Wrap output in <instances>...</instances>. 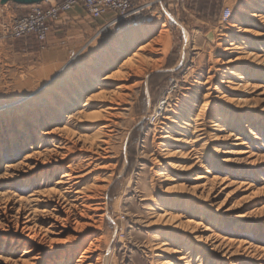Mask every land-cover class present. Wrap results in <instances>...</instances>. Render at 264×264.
Instances as JSON below:
<instances>
[{
    "label": "rangeland",
    "instance_id": "rangeland-1",
    "mask_svg": "<svg viewBox=\"0 0 264 264\" xmlns=\"http://www.w3.org/2000/svg\"><path fill=\"white\" fill-rule=\"evenodd\" d=\"M137 1L135 6L146 9L116 29L99 34L101 23L89 18L81 22L79 30L66 29L61 37L66 39L65 46L58 42L59 37H52L47 45L32 37L11 40L0 34V201L3 196L10 200L15 195L27 197L34 188L29 189L27 183L37 173L5 171L7 164L21 162L31 152V145L37 149L40 144L37 138L29 145L12 142L13 133L49 110L53 105L50 99L57 92L69 96L75 90L73 83L85 84H79V78L112 46L132 40L147 28L146 22H157L148 30V39L141 41V46L136 44L139 47L129 51L125 61L146 45L143 51L124 68L119 69L118 64L104 72L112 76L98 86L106 97L121 86L124 102L117 113L110 158L94 164L97 166L90 170L95 173L85 183L90 185L93 178H99L105 185L110 177L108 191L103 193L106 209L102 230L82 236L87 239L95 232L100 241L94 243L90 238L89 242L99 251L84 258L90 256L95 262L100 255L105 264H163L171 258L163 251L166 247H161L168 236L165 244L174 237L172 248L191 250L184 252L188 255L183 264H264V64L260 62L264 55V0ZM7 6L15 9L12 3ZM226 8L232 14L222 22ZM232 40L236 48L229 46ZM241 48L251 57L244 56ZM229 58L239 61L227 64ZM227 75L231 82L222 85ZM100 93L94 89L91 95L97 98ZM86 100L85 95L81 104ZM100 102L103 105L97 98L91 104ZM77 117L72 109L58 126L85 135L75 126ZM216 120L228 121L225 127L235 125L240 132L223 142L219 138L227 133L212 129ZM41 130L45 129L41 127L37 137ZM183 140L195 144L187 147ZM51 143L50 139L37 151L50 150ZM163 146L176 154L164 158L167 148ZM190 151L193 156H184ZM81 156L74 154L51 168L54 178L66 164L81 162ZM196 160L200 164L193 167ZM9 172L18 177L5 179L12 176ZM162 174H166L165 179L159 181ZM199 176L203 179H196ZM195 185L202 186L204 193L210 191L216 205L209 208L193 196L188 190ZM184 206L190 209L192 220L205 227L204 237H209L215 251L197 244L192 233L178 228L175 220L167 223L159 217L165 208L171 207L170 213L176 214ZM217 206L221 209L215 212ZM202 212L206 219H202ZM212 213L215 222L209 221ZM82 241L50 253L41 264H47L58 252H75L81 247L68 263L75 264L90 244L81 245ZM14 247L10 241L0 240V264H26L19 260L28 247Z\"/></svg>",
    "mask_w": 264,
    "mask_h": 264
},
{
    "label": "bare ground",
    "instance_id": "bare-ground-1",
    "mask_svg": "<svg viewBox=\"0 0 264 264\" xmlns=\"http://www.w3.org/2000/svg\"><path fill=\"white\" fill-rule=\"evenodd\" d=\"M257 1L260 2L261 0ZM6 4L7 3L2 5ZM253 17L256 19L260 18L259 16ZM146 23L147 28L143 30V32H140V34L132 38V40L129 39L125 42L122 41L123 43L121 45L119 44L112 46V50L103 55L102 58H100L97 62H94L86 71V73L78 80V83L80 82L85 84L78 85L77 82L72 84L73 88L75 89L72 95L68 96L66 94L64 95L62 92H57V94L50 99V105H53L49 110L38 113L36 117L29 120L21 128H19L17 134L13 133V135L10 137V141L15 143L19 142L23 145L24 143L27 145L32 144L34 138H37L40 142L37 149L31 145L29 148L31 152L27 153L21 162L18 164H7L5 168L6 172L26 170L24 173L27 171H32L33 173L37 172L36 175H38V173L41 174L39 177L35 175L32 180L33 182L31 181V183H27V187L29 189L32 186L34 187L31 188V193L27 197L15 195V199L10 200L9 198L3 196V198H1L2 200L0 201V240L4 241V243L10 241V245L12 247L15 246L14 249H18L21 245L28 247L25 253L21 256V260H19L20 262H26V264H41L46 256L50 253L55 252L58 249L62 250L68 245L82 241L84 239L82 236L87 231L98 232L102 230L105 216L104 212L106 209V200L103 198V193L108 191V179H110V177L106 178L107 180H105V185L101 184L99 178H93L91 180L92 184L90 185L85 183H88L87 181H90L91 177L95 173L92 172L90 168L97 166L94 164H102L104 161H107L110 158L109 156L112 151L111 140L113 138V134L115 133L114 129L117 125L116 121L119 120L117 113L120 111L119 107H121L124 99L121 93V86H118L115 88V90L109 92L107 97L104 94L105 92L102 91V88L98 86L102 83V81L108 80L112 76H105L104 72H108L110 68L118 64H121L119 68L121 69V67L133 61V58L137 57L138 52L143 51L146 45L142 46L134 55H132V58H129L125 61L126 54L129 53V51H131L133 48L135 49V47H139V43H141V41L148 39V30H150L157 22L154 23L148 21ZM136 44L139 45L136 46ZM236 45L237 44L235 40H232L229 44L230 47H235ZM240 50L241 52H245L244 50L246 49L241 48ZM153 52L154 51H152V53ZM247 54L249 53L245 52L244 56H247ZM261 58L263 59H261L260 62L264 64V55ZM238 61L239 58H236L235 60L229 58L227 64ZM228 75L221 81L222 85L230 84L231 79L228 78ZM94 89L100 90V97L98 96L97 98L103 102V105L101 102V104H91L93 100L97 99V95H91ZM85 95L87 96V100L82 105L81 99ZM85 108H90L93 111L87 113V109ZM72 109L75 110V114L78 115L75 126L79 131H83L85 135H80L76 132L70 131L69 129L58 126L62 122L63 118L67 115V112L71 111ZM167 120L170 123L173 122L170 119ZM223 121H213L212 129L214 128L227 133V135L222 134L223 136L221 135L222 137L219 139L223 142H229L233 136L236 135L235 132H240V130L235 125H230V128L225 127V124L228 121L226 120V123ZM41 127H43L45 130H41L40 137H37L36 132L39 131ZM46 127L52 128L48 129ZM226 130L229 132H226ZM249 133L252 135L251 131H249ZM21 138H24V141H21ZM198 138L199 137H195L194 140H197ZM50 139L52 142L50 145V150L37 151L43 149L44 143H48ZM164 139L166 138H163L162 141H166ZM186 143L188 144L187 147L189 145L192 147L193 143L195 144V141ZM163 147L167 148L164 158L170 156L171 154H176L172 152L170 149L171 147ZM77 153H81L82 155L81 162L75 164H66L59 173L58 178H54L55 176L51 171V168L55 167L59 163H63L72 155ZM183 155L184 153L181 156ZM190 155H194L192 154V151L188 152L184 156L189 158ZM198 164H200V162L196 160L192 166L196 167ZM10 172L8 174H11L12 176L6 175L5 179L9 177H18L16 173L13 174ZM165 175L166 174H162L161 176L159 175V181L160 179H165ZM196 179H203V177L199 176ZM53 180L56 181L53 182ZM38 184H40L41 188H44V190H40L41 188L38 186ZM50 186L51 188H49ZM188 191H190L193 196H196L198 199L204 201L209 208L216 205L214 204L216 200L213 198L212 193L208 191L207 193L205 192V194L202 190V186H192ZM0 197L2 196L0 195ZM170 208H165L163 210V216L159 217L165 219L167 223L168 221L170 222L171 220H175L176 224L178 223V228L192 233V239L197 242V244L205 247L207 250L209 249L211 252L215 251V248H213L209 237H204V232L206 231L205 227H202V224H196L194 220H192V213L190 212L188 206H184V208L180 209V211L176 212V214L170 213ZM220 209V206H217L215 212L219 211ZM212 214L213 215L208 217L210 218L209 221L215 222V215L214 213ZM201 216L203 217L202 219H206L205 217H207V214L202 212ZM95 232L91 237L84 239V241L81 242V245H84L87 241L89 242L90 238L91 241H94V243H98L100 238L95 234ZM167 238L168 236H164V241H162L161 247H166L163 251L166 254H169L171 258H166L163 264L185 263V256L188 254L184 252H189L190 249L186 250L185 248L182 250L172 248V246L175 247V245L172 244L174 237L170 238L171 241L169 244H165ZM93 245V242H91L89 247L83 250L84 252L82 256L76 260L75 264H103L105 262L104 261L102 263V257L100 255L97 256L95 262L91 261L90 256L84 258L86 254H93L99 251V247L97 245L96 247ZM92 247L95 248L94 251H92ZM80 250L81 247H79V250H76L75 252H71L70 250L65 252L61 251V254L58 252L51 258L50 261L47 262V264H68ZM175 255L178 256L174 257Z\"/></svg>",
    "mask_w": 264,
    "mask_h": 264
},
{
    "label": "built area",
    "instance_id": "built-area-1",
    "mask_svg": "<svg viewBox=\"0 0 264 264\" xmlns=\"http://www.w3.org/2000/svg\"><path fill=\"white\" fill-rule=\"evenodd\" d=\"M6 5L0 4V34L4 39L21 40L32 37L44 44L57 20L75 8L80 7L92 21L104 19L99 34L116 29L120 24L140 15L145 6H135L133 0H47L30 6L29 11L20 17L7 18ZM232 12L222 11V22L228 20Z\"/></svg>",
    "mask_w": 264,
    "mask_h": 264
},
{
    "label": "crops",
    "instance_id": "crops-1",
    "mask_svg": "<svg viewBox=\"0 0 264 264\" xmlns=\"http://www.w3.org/2000/svg\"><path fill=\"white\" fill-rule=\"evenodd\" d=\"M141 1V0H140ZM134 3L139 4V2L137 0H133ZM14 7V6H13ZM30 7H25V6H15V9H8L6 12V17L10 18V17H20L21 14H25L28 12ZM20 13V15H17V13ZM16 13V14H15ZM9 14L11 16H9ZM62 17V16H61ZM89 17L86 15V13L83 11V9H81L80 7L75 8L73 11H71L70 13L64 15L59 21L57 20V22L53 25L52 31L50 33V35L47 38V41L45 44H50L52 42V37H59L58 42H60V44L62 46H65L66 44L63 43L64 41H66V39L61 38L63 37L64 31L66 29H75L77 28L78 30L81 28L80 26L82 25V21L85 19H88ZM104 19H100V20H95L93 22H99L102 23ZM80 27V28H79ZM94 29V28H93ZM85 31V29H84ZM89 32V33H88ZM91 32H93L92 30V26L88 29L87 34L90 36ZM86 33V32H85ZM93 35V34H92ZM72 51L71 49L67 50ZM68 54V53H67Z\"/></svg>",
    "mask_w": 264,
    "mask_h": 264
},
{
    "label": "water",
    "instance_id": "water-1",
    "mask_svg": "<svg viewBox=\"0 0 264 264\" xmlns=\"http://www.w3.org/2000/svg\"><path fill=\"white\" fill-rule=\"evenodd\" d=\"M44 1L46 0H0L1 4L12 3L17 6H25V7L37 5Z\"/></svg>",
    "mask_w": 264,
    "mask_h": 264
},
{
    "label": "trees",
    "instance_id": "trees-1",
    "mask_svg": "<svg viewBox=\"0 0 264 264\" xmlns=\"http://www.w3.org/2000/svg\"><path fill=\"white\" fill-rule=\"evenodd\" d=\"M13 5H15V4H13ZM15 6H17V5H15Z\"/></svg>",
    "mask_w": 264,
    "mask_h": 264
}]
</instances>
